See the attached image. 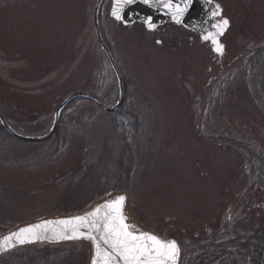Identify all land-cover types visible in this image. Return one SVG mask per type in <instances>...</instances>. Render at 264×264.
Here are the masks:
<instances>
[{
    "label": "rangeland",
    "instance_id": "374dc122",
    "mask_svg": "<svg viewBox=\"0 0 264 264\" xmlns=\"http://www.w3.org/2000/svg\"><path fill=\"white\" fill-rule=\"evenodd\" d=\"M97 1L0 0V111L23 135L49 132L77 91L115 104L117 80L92 18ZM112 1L100 27L138 114L125 141L136 153L131 190L114 184L122 140L94 102L79 99L48 144L0 130V236L119 196L133 226L183 248L263 232L264 0H215L230 22L222 56L172 23L155 33L124 27L111 17ZM92 256L89 241L38 244L0 264H91ZM251 260L227 256L229 264Z\"/></svg>",
    "mask_w": 264,
    "mask_h": 264
},
{
    "label": "snow or ice",
    "instance_id": "6c2138e0",
    "mask_svg": "<svg viewBox=\"0 0 264 264\" xmlns=\"http://www.w3.org/2000/svg\"><path fill=\"white\" fill-rule=\"evenodd\" d=\"M134 0H116L117 5L132 4ZM192 0H185L184 6L180 7L174 4L173 0H143V3L149 6L158 5L169 10L172 13V19L180 23V16L186 11ZM211 3V0H208ZM219 14V6L217 12ZM113 16L117 20L122 17L119 8H114ZM150 29L155 25L149 19L146 21ZM227 19L222 20L219 24L213 25L218 29L216 34L209 33L204 37L205 40H211L215 46L214 51L220 53L223 46L218 43L217 35H222L224 29L228 26ZM159 43V41H157ZM124 196H119L115 200L106 202L98 206L94 211L84 216H77L69 220L56 221L57 224L64 225L65 229H71V235L61 234L59 239L84 238L93 241L95 246V258L92 264H169V261H175L178 248L175 241H164L155 235L149 233L136 234L131 225L126 223V217L123 214ZM52 222L45 221L43 224L32 225L19 229L18 232L12 233L5 237L3 245L15 238L19 243L34 241L40 237L36 235V230L44 228ZM100 241L106 245L102 248Z\"/></svg>",
    "mask_w": 264,
    "mask_h": 264
},
{
    "label": "water",
    "instance_id": "95a60500",
    "mask_svg": "<svg viewBox=\"0 0 264 264\" xmlns=\"http://www.w3.org/2000/svg\"><path fill=\"white\" fill-rule=\"evenodd\" d=\"M103 1L104 0L98 1L97 6H96V10H95V15L93 18L95 21V29H96V33H97V37H98L97 39L100 43V46L104 50V52L107 56V59H108L110 65L112 66V69H113L117 79L120 82V89H119L120 90V101L114 107H109L106 104H104L97 96H95L93 94L86 93V92H80V91L73 93V94L69 95L67 98H65L64 101H62L61 104L58 106L56 113H54L55 114L54 121H53V125H52L50 131L47 134H45L43 136H38V137L23 135L22 133L16 131L8 123V121L4 118V116H2V114L0 113V123H1L2 127H4L5 130L11 136H13L19 140L28 141V142H42V141L50 139L53 135H55V132H56L57 127H58V123L60 122V118L62 116L61 113H63L65 111V109L71 104V102L75 101L76 99L82 98L84 100L85 99L91 100V101L97 103L102 109H104L107 112H115L116 110H118L122 106V104L124 103V100H125V90H123L124 89V82L122 79V75H121L119 69H117L118 67L116 65L115 60L113 59L111 51L108 49L107 45L105 44V42L102 38V34L100 31V27H99V18L98 17L100 15L101 6L103 4ZM173 3L178 4L180 7H183L185 0H173ZM217 6H219V14L214 16L213 13L217 12ZM114 8H119V12H120V15L122 17L121 20H117L114 18V16H113ZM222 11H223V8L218 3L214 2V0H211V3H209L208 0H192L191 4L188 5L186 11H184L183 14L180 16V23H176L172 19V13L169 10L163 8L162 6H158V5L149 6L148 4L143 3V0H134V2L132 4L117 5L116 0H113L111 17H113L117 22L122 23V25H124V26H132L136 23H142L149 30H154L155 28H157L159 26L165 25L168 21H172L174 24L184 26L187 29L192 30V31L200 34L201 39L204 42H210L209 44L212 45V49H213L214 54H217V55L219 54V56H222L225 52V45L221 43V39L223 38V36L228 31V29L230 27V22L228 23V26L224 29L223 34L216 36L218 43L223 46L222 52L218 53V52L214 51L215 46L212 44L211 40L210 39L209 40L204 39V37L207 36L209 33L216 34L218 32V29L213 27V25L219 24L222 20L226 19V18H223V12ZM149 19L151 20V23L153 25H155L154 29H150L148 27V24L146 23V21H148ZM110 201H112V200L102 202L101 204L96 205L95 208H93V209H91L85 213H82L80 215H75V216H70V217L43 219V220H39L36 222H32V223L22 225V226L18 227V229L16 228L14 230H11L10 232H7L6 234L0 236V245L3 244L5 237L10 236L12 233L18 232L19 229H21V228L32 226V225H37V224H43L45 221L52 222V223L46 225L44 228L36 230V235H38L40 237L39 239H36L34 241H30V242L26 241L25 243L21 244V243H19V241H17L15 238H13L11 241H9L7 243V245L0 246V258L8 255V253L11 254L16 250H19L20 248L32 246V245H36V244H40V243L61 244V243H66V242H70V241L83 240L84 238H73V239H59V238H57L59 235L65 234V233L67 235H71V229L68 228L66 230L64 225L57 224L56 221L69 220V219H72V218L77 217V216H84L87 213L94 211L98 206H101V205L105 204L106 202H110ZM125 206H126V197H125V202H124V206H123V214L125 211ZM126 223L128 224L127 220H126ZM135 233L136 234H139V233L152 234L150 232H135ZM152 235H154V234H152ZM158 238H160V237H158ZM160 239L164 240L162 238H160ZM165 241L167 242V240H165ZM170 241H172V240H170ZM91 243L93 244L92 248L94 250L93 257H92V262H93V259L95 258V246H94L93 241H91ZM99 243L101 244L102 248L107 247L106 245L103 244V241H100ZM176 245L178 248V253L176 255L175 261L174 262L169 261V264H178L179 263L180 248H179L178 244H176ZM260 261H261L260 264H264V249H263V253H262ZM120 264H123V262L121 261Z\"/></svg>",
    "mask_w": 264,
    "mask_h": 264
},
{
    "label": "trees",
    "instance_id": "16d2710c",
    "mask_svg": "<svg viewBox=\"0 0 264 264\" xmlns=\"http://www.w3.org/2000/svg\"><path fill=\"white\" fill-rule=\"evenodd\" d=\"M118 85V84H117ZM125 85V102L122 107L114 113H107L104 112L105 118L109 127L112 129V132L115 137H119L122 141L121 150L118 157V164L119 169L117 177L115 179V189L117 192L126 194L130 192L132 186V177L133 172L136 168V153L132 146L128 145L127 140L130 137L131 133L138 128V114L135 112L134 108L132 107L131 101L129 99L128 89H126ZM119 89V88H118ZM116 90V89H115ZM114 92L117 93L116 102L120 99V92L116 90ZM76 101L71 102V104L67 107V109L63 112L60 123H58V128L56 130L55 135H53L50 140L44 141L41 144H48L53 142L59 137H61V127L63 124V117L67 111L74 107ZM105 102V101H104ZM115 102V103H116ZM106 103V102H105ZM107 104V103H106ZM109 105V104H107ZM114 105V104H113ZM111 105V106H113ZM110 106V105H109ZM1 112V111H0ZM2 116L10 123V125L16 129L17 131L22 133V129L18 126H14L12 121L7 117L5 113H1ZM107 116H109L107 118ZM0 130L5 132L4 134L10 135L4 127H2L0 123ZM11 136V135H10ZM12 138V136H11ZM16 140V139H15ZM17 141H19L17 139ZM24 143V142H23ZM261 171H264V164L262 163L260 166ZM264 174V172H263ZM75 215V214H73ZM216 242L212 244H207L201 246L200 248H193L192 245L184 246L186 249V254L183 255L182 263L181 264H197V260H205V264H229L227 262V256H231L232 254H238L240 257L245 259L246 254L247 256L252 257L251 264H260L261 256L264 249V231L257 232L255 234H251L246 237L238 238L237 239H229L225 241V235H218L216 236ZM220 251L221 253H225L224 255H215V252ZM234 252V253H233ZM199 254V255H198ZM214 254V255H213ZM196 255V256H195ZM9 262L13 263L16 262L15 257H10Z\"/></svg>",
    "mask_w": 264,
    "mask_h": 264
},
{
    "label": "flooded vegetation",
    "instance_id": "af4514ba",
    "mask_svg": "<svg viewBox=\"0 0 264 264\" xmlns=\"http://www.w3.org/2000/svg\"><path fill=\"white\" fill-rule=\"evenodd\" d=\"M173 24V23H172ZM145 27V26H144ZM146 28V27H145ZM161 27H159V28H155L153 31H151V32H158V30L160 29ZM147 29V28H146ZM148 30V29H147ZM150 31V30H149Z\"/></svg>",
    "mask_w": 264,
    "mask_h": 264
}]
</instances>
